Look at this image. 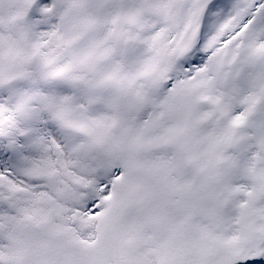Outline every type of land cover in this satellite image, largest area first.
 I'll use <instances>...</instances> for the list:
<instances>
[{"label":"snow or ice","instance_id":"6c2138e0","mask_svg":"<svg viewBox=\"0 0 264 264\" xmlns=\"http://www.w3.org/2000/svg\"><path fill=\"white\" fill-rule=\"evenodd\" d=\"M0 264H264V0H0Z\"/></svg>","mask_w":264,"mask_h":264}]
</instances>
